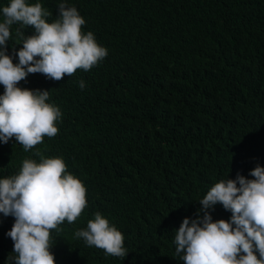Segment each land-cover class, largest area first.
I'll list each match as a JSON object with an SVG mask.
<instances>
[{
    "label": "trees",
    "instance_id": "trees-1",
    "mask_svg": "<svg viewBox=\"0 0 264 264\" xmlns=\"http://www.w3.org/2000/svg\"><path fill=\"white\" fill-rule=\"evenodd\" d=\"M28 2L49 10L48 22L57 18L61 0ZM8 3L0 0V9ZM66 3L108 55L60 81L37 73L19 82L49 90L46 102L62 118L58 134L28 152L14 139L0 142V178L25 158L39 161V151L62 157L86 186L82 215L51 233L55 264H183L173 243L182 220L196 217L214 183L237 174L251 179L249 172L264 166V0ZM17 27L9 55L19 43ZM96 212L122 232L126 257L75 238ZM209 212L214 221L231 217L220 204ZM13 223L0 213V264L13 255L6 235Z\"/></svg>",
    "mask_w": 264,
    "mask_h": 264
},
{
    "label": "clouds",
    "instance_id": "clouds-1",
    "mask_svg": "<svg viewBox=\"0 0 264 264\" xmlns=\"http://www.w3.org/2000/svg\"><path fill=\"white\" fill-rule=\"evenodd\" d=\"M0 142L14 139L28 152L54 138L62 118L60 108L49 100V90L18 87L29 74H43L60 81L77 70L89 71L107 55L76 7L61 0L57 18L40 2L9 0L0 9ZM13 54L8 42L13 41ZM32 28V35L25 29ZM15 45H22L17 51ZM18 57V63L13 57ZM83 90L85 82L80 80ZM23 159L13 175L0 178V213L14 223L6 233L13 242V255L5 264H55L51 233L61 232L65 221L73 224L87 207L84 183L68 171L60 156ZM214 183L202 199L195 218L185 217L174 230L175 254L183 264H264V166L256 165L248 174ZM217 204L231 213L229 220H213L209 210ZM202 213V215H201ZM75 238L88 247L104 250L106 256L124 258L128 251L121 231L100 212L78 229Z\"/></svg>",
    "mask_w": 264,
    "mask_h": 264
}]
</instances>
